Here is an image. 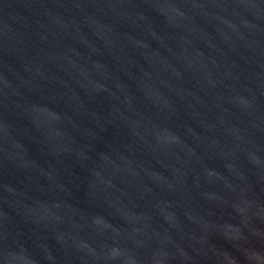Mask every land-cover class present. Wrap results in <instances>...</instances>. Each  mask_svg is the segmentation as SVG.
<instances>
[{
	"label": "water",
	"instance_id": "95a60500",
	"mask_svg": "<svg viewBox=\"0 0 264 264\" xmlns=\"http://www.w3.org/2000/svg\"><path fill=\"white\" fill-rule=\"evenodd\" d=\"M0 264H264V0H0Z\"/></svg>",
	"mask_w": 264,
	"mask_h": 264
}]
</instances>
